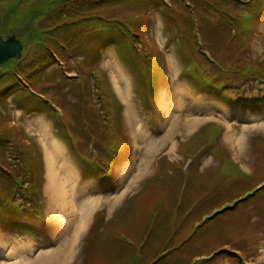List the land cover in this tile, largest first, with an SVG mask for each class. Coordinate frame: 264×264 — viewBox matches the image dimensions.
I'll list each match as a JSON object with an SVG mask.
<instances>
[{"label": "rangeland", "instance_id": "obj_1", "mask_svg": "<svg viewBox=\"0 0 264 264\" xmlns=\"http://www.w3.org/2000/svg\"><path fill=\"white\" fill-rule=\"evenodd\" d=\"M188 1L196 7L186 6ZM100 2H0V33L15 35L24 46L23 58L7 60L4 66L8 70L0 78V201L13 198L18 206L17 201L21 200L22 209L44 216L41 222L20 221L11 215L1 219L8 226L0 225V264L18 262L21 253L29 258L23 264H51L54 260L60 264H264V191L249 195L257 182L264 181V96L259 106L237 96L230 101L216 93L205 95L202 90L206 84L192 80L186 86V94L179 93L172 99L170 83L186 84L189 76L180 74L185 78L181 80L178 77L184 64L178 49L190 50L196 41L192 32L184 38L178 37L176 29L180 25L171 17H163L167 14L162 8L159 12L155 0L148 3L151 9L148 30L142 34L145 40L136 41L143 44V52L156 45L164 54L169 79H156L152 85L148 84L152 71L148 63L144 64L147 85L140 86L135 68L140 55L133 52L134 42L113 38L110 42L102 40L103 45L98 46L94 33L91 39L74 43L67 37L68 24L57 31L51 30L78 18L84 17L86 21L85 16L98 12L111 19H136V23L144 17L122 0ZM163 2L179 5L172 8L187 13L183 20L196 18L190 25H195L206 41L202 47L197 44L196 50L207 47L211 54H207V62H193L191 69L198 70L193 69L190 75L209 80L217 72L218 79L224 80L232 91L243 88L242 94L246 96L264 95L254 68L247 71L243 67V63L259 56L262 59L256 67L264 71V50L258 51L264 44V16H257L259 23L250 19L258 13L254 7L258 2H251L252 8L241 11V15L248 12L250 20L241 18L235 29L238 38L228 33L229 40L225 42L221 40V31L226 30V25L213 26L219 23L218 11L224 8V1ZM227 5L231 10V5ZM110 36L116 35L112 31L106 37ZM171 36L173 42L167 45ZM72 42L77 46L73 52L69 48ZM61 43L66 47H61ZM124 51L130 53L129 60ZM141 62L145 63L143 57ZM222 65L228 73L219 72L218 66ZM159 71L156 68L152 78ZM140 75L144 78L142 71ZM204 95L208 102L220 106L219 112L199 116L203 110L197 109L195 103ZM41 102L46 104L40 105ZM105 104L116 107L118 127L116 119L104 112ZM178 106L190 109L181 110L179 114L183 115L178 118L175 116L168 134L165 135L166 131L157 134L170 114L169 109L174 113ZM70 109L81 117L74 113L69 116ZM133 109L139 120L134 119ZM86 117L87 121L81 122ZM60 118L67 126L59 122ZM72 120L79 121L75 125L81 132L87 131L89 139L100 138L104 144L116 148V152L109 154L111 166H104L105 170L112 169L110 176H104L107 172L83 171L85 160L77 155L83 152L77 148L75 138L82 141L83 136L76 131ZM194 120L197 121L193 124ZM68 126L74 134L70 132L66 138L62 128ZM193 134L198 135V141L185 144ZM209 134L212 138L208 140ZM173 137L181 140L179 147ZM171 138L173 144L168 148ZM51 140H56L64 150L72 172L70 180L65 168L55 170L47 166ZM91 145L98 153H105L95 141H89L86 152L93 150ZM187 147L194 150L192 158L184 160L181 151ZM102 158L107 159L106 154ZM186 161L190 164L184 166ZM156 167L159 169L152 175ZM174 168L180 169L176 174L183 182L175 179ZM3 171L18 178L21 187L14 188L6 174L1 176ZM29 182L30 188L26 187ZM239 195L245 198L234 201ZM101 209L119 225L123 240L121 236L110 235L115 232L111 224V228L98 231V241L86 242L87 232ZM10 210L21 212L16 208ZM150 215L162 219L143 224ZM16 223L29 224L32 230L20 232L13 226ZM163 224L166 235L165 232L146 235L145 228L161 229ZM144 237L141 257L137 260L133 252ZM130 242L135 244L132 251L123 247Z\"/></svg>", "mask_w": 264, "mask_h": 264}, {"label": "trees", "instance_id": "obj_2", "mask_svg": "<svg viewBox=\"0 0 264 264\" xmlns=\"http://www.w3.org/2000/svg\"><path fill=\"white\" fill-rule=\"evenodd\" d=\"M105 1H113V0H102L101 2H100V0H94V2H100V3L105 2ZM122 1L127 3V4H130L131 8L136 12L146 14L147 11L150 9V4L148 5V3L151 2V0H122ZM155 1H157L159 3V11H160V8H162L165 11L164 13L167 14V16L169 15V13H174L177 16H180V15L185 16L184 14L179 13V10H177L176 8L173 9L171 6L167 5L162 0H155ZM218 1H221V2L224 1L223 2L224 8H221L219 10L220 11L219 15L221 17L220 19H218L219 23H217V24L215 23L216 26H219L221 24L223 26L226 25V28H225L226 30L221 31L222 42L225 40L224 37L228 33V31H227L228 28L234 27V26H236V27L239 26L241 18L243 19V16L241 15V13H242L241 11L242 10H249V8H252V6H250L251 2L254 1L255 4H256V2H258L257 5L254 6L255 8H257L258 4L260 5L261 9L264 8V0H249V2H244L247 0H218ZM190 2H192V1H190ZM204 3H206V2L204 1ZM133 4H135L137 7H134ZM227 4L231 5V7H232L231 10L229 9ZM186 6L196 7L194 3H189ZM167 16L164 14V17H167ZM85 17H86L85 18L86 21H84V17L82 19L78 18V19L71 21V22H65L63 24H59V25L55 26L54 28H52L51 30L57 31V29L63 28L65 25L68 24L67 27H69V30L67 32V37L70 36L74 43L80 39H82L83 41L85 39H91L93 37V34L95 33V34H97V38H98V42H97L98 46L103 45L102 40H106L107 42H110V41H112L113 38H116V39H118V41H120V39H123V40H127L128 43L134 42V46H133L134 51L133 52H136V53L140 52V49L136 45V40H137L136 32H137V28H138V24H136V22H137L136 19H128L126 21H121L120 19H110L103 12H98L96 14L92 13L91 15L85 16ZM225 21L227 23H224ZM70 28H72V30ZM112 31L114 32V34L116 36L106 37V36H108V34L111 35ZM102 36L105 37V39ZM97 38H95V39H97ZM73 42L70 44V47H69L71 52H73L77 48V46L75 47L74 45H72ZM128 43H126V46ZM125 54H128V56H125V58L127 60H129L130 59V56H129L130 53H127V51H124V55ZM26 96L28 97L30 95L26 94ZM39 101H40V99H39ZM45 104H46L45 102L40 103V105H45ZM73 109L69 110L70 114L71 113L76 114L75 110H73ZM104 112L106 114H108L109 116H111V118H113V119H116V116L118 115L117 111H116V107L113 105H110V104H105ZM75 116H77V118H80L81 114H76ZM85 119H83V120H85ZM60 122H62V121L60 120ZM73 122H79V121L73 120ZM63 125H65V124L63 123ZM62 130L64 131L65 128H62ZM80 134L84 137H88L86 132H81ZM6 162H8V161H6ZM92 170H94V169L92 168ZM4 171L2 172L1 176H5L6 173H4ZM162 173H164V172L162 171L159 174V177L162 175ZM6 175L10 178L12 186H14V188L18 187V185H19V181L17 182L18 178H16L13 174L10 175V173H8ZM175 179L177 181H181V178L179 176H177V174H175ZM30 185H31V183L29 182V185H27V187L30 188ZM263 191H264V189H261L257 193H261ZM172 194L174 195V192H172ZM0 199H1V197H0ZM0 204H1L0 212H2L5 210V208H3V207H5L6 203L0 201ZM149 218L150 217H146L143 224H145V222H147V220ZM144 227H145V225H144ZM146 230L149 231V227L146 228ZM162 232H165V235H166V229H165L164 224L161 227V229H157L155 232H152V233H160L161 234ZM146 234H149V233H146ZM110 235L115 238L113 233H111ZM90 238L91 239L93 238L92 233L90 235ZM123 247L125 249H127L128 251H132V248L127 246L126 244H123Z\"/></svg>", "mask_w": 264, "mask_h": 264}, {"label": "bare ground", "instance_id": "obj_3", "mask_svg": "<svg viewBox=\"0 0 264 264\" xmlns=\"http://www.w3.org/2000/svg\"><path fill=\"white\" fill-rule=\"evenodd\" d=\"M180 85H181V88H180L181 94H186V88H188V87L185 86L184 82H183V84L180 83ZM206 85H208V84L206 83ZM173 87H174L173 94L169 91V93L171 94L170 95L171 97L179 95L178 86H174L173 85ZM118 89H120V94H121L123 92L121 90L122 87L119 86ZM125 91L128 93V95H130V92H129L128 88H126ZM126 92L123 93L125 98H126V95H127ZM202 97H203V99H199V101L195 103V106H196L197 109L203 110L201 114H210L212 112H219L220 111L221 108H220L219 105L216 104V102H213V103L212 102H208L207 99H205V97H206L205 95L202 96ZM211 101H217V100H211ZM133 106H134V104H133ZM223 107L225 108V110L228 109V107L226 105H224ZM183 109H190V108H182V107L178 106V108L174 110V113H171L172 110L169 109V113L170 114L168 115V117L165 120L164 129L161 130L157 134H161L164 130H166V128H167V132L165 133V135L168 134L170 132L169 129L172 126V122H173L172 118H173L174 114L177 113V112H181V110H183ZM233 109H234V107L231 109V111H233ZM209 110H211V112H208ZM134 114H135V110L133 109V117H134V119L139 120L136 116H134ZM196 121L197 120H194L193 124ZM51 141H52L51 142V149L52 150L50 151V146H49V148L47 150V160H46L47 161V166L49 167V169L52 168V169H55V170H56L57 167L65 168L66 171L69 173L68 174V178L70 180V178L72 177V172L68 168V167H70V164L67 163L68 159L65 156L64 150H62L61 146L58 144V142L56 140H51ZM23 214H25V213H23ZM23 246H25V245H23ZM19 258H20V260L18 262H15V263H12V264H23L24 261H28V259H29L27 255H24V253H21L19 255ZM51 264H60V263L58 261L54 260V261H52Z\"/></svg>", "mask_w": 264, "mask_h": 264}, {"label": "water", "instance_id": "obj_4", "mask_svg": "<svg viewBox=\"0 0 264 264\" xmlns=\"http://www.w3.org/2000/svg\"><path fill=\"white\" fill-rule=\"evenodd\" d=\"M5 1V0H0ZM0 39H2L3 44L0 45V64L8 60L9 58H20L21 51L23 48L22 43L15 35H9L4 37L0 34Z\"/></svg>", "mask_w": 264, "mask_h": 264}, {"label": "flooded vegetation", "instance_id": "obj_5", "mask_svg": "<svg viewBox=\"0 0 264 264\" xmlns=\"http://www.w3.org/2000/svg\"><path fill=\"white\" fill-rule=\"evenodd\" d=\"M0 34H1L2 36H4V37H7L6 35H4V34H2V33H0ZM4 65H5V63L2 64V65H0V68H1L2 72L6 74V72H7L8 69H7Z\"/></svg>", "mask_w": 264, "mask_h": 264}, {"label": "snow or ice", "instance_id": "obj_6", "mask_svg": "<svg viewBox=\"0 0 264 264\" xmlns=\"http://www.w3.org/2000/svg\"><path fill=\"white\" fill-rule=\"evenodd\" d=\"M3 44V41H2V39H0V45H2Z\"/></svg>", "mask_w": 264, "mask_h": 264}]
</instances>
